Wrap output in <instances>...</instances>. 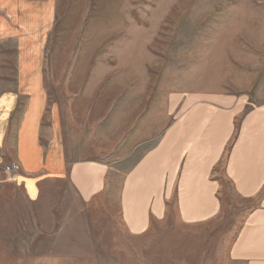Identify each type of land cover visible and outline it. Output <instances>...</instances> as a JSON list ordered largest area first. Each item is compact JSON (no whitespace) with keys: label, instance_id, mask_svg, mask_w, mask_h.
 Returning a JSON list of instances; mask_svg holds the SVG:
<instances>
[{"label":"rangeland","instance_id":"1","mask_svg":"<svg viewBox=\"0 0 264 264\" xmlns=\"http://www.w3.org/2000/svg\"><path fill=\"white\" fill-rule=\"evenodd\" d=\"M43 41L31 45L43 51L46 117L58 119L67 157L105 163L110 185L91 202L52 185L35 205L1 189L0 264H242L230 252L252 198L223 162L222 210L207 221H182L172 199L165 218L133 234L118 194L187 98L235 97L245 113L264 101V0H57ZM18 46L0 44V91L16 82Z\"/></svg>","mask_w":264,"mask_h":264},{"label":"crops","instance_id":"2","mask_svg":"<svg viewBox=\"0 0 264 264\" xmlns=\"http://www.w3.org/2000/svg\"><path fill=\"white\" fill-rule=\"evenodd\" d=\"M56 9L57 0H0V44H19L16 82L0 91V190L17 188L32 205L52 185L67 182L85 202L110 185L105 163L67 157L58 119L53 112L46 117L43 51L31 44L44 42ZM245 103L217 94L184 101V113L122 177L118 203L129 232H146L152 220L165 218L172 199L186 223L218 216L222 205L215 173L223 162L224 176L236 192L252 198L231 257L242 264H264V101L252 103L246 113ZM11 163L21 166L15 179L5 171Z\"/></svg>","mask_w":264,"mask_h":264},{"label":"built area","instance_id":"3","mask_svg":"<svg viewBox=\"0 0 264 264\" xmlns=\"http://www.w3.org/2000/svg\"><path fill=\"white\" fill-rule=\"evenodd\" d=\"M21 170L19 163H11L5 166V171L11 179H15L18 172Z\"/></svg>","mask_w":264,"mask_h":264}]
</instances>
